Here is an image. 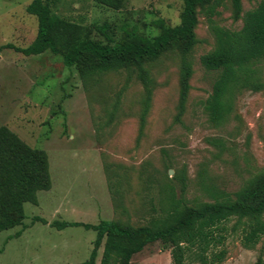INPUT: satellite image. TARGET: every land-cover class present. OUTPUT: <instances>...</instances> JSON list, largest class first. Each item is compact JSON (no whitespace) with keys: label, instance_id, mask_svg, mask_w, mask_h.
Here are the masks:
<instances>
[{"label":"rangeland","instance_id":"374dc122","mask_svg":"<svg viewBox=\"0 0 264 264\" xmlns=\"http://www.w3.org/2000/svg\"><path fill=\"white\" fill-rule=\"evenodd\" d=\"M32 0H0V128L48 157L50 188L25 202L23 224L0 231V264H77L86 261L96 231L83 226L58 229V221L97 224L104 219L134 227L160 225L172 202L196 206L214 200L207 187L235 197L264 173V59L255 63L258 90L238 85L226 120L216 125L206 109L218 71L201 57L217 47L216 29L238 31L231 0H219L210 16L200 8L198 42L190 60V88L182 109L178 51L149 62V88L126 69L83 78L78 65L50 50L25 55L38 33L27 12ZM52 10L108 43L96 26L107 24L116 40L133 30L154 37L155 21L175 26L183 0H126L114 9L96 0H47ZM261 0H242L243 14ZM9 45H13L10 47ZM0 158V163H1ZM246 225L227 222L221 264H264V236L244 245ZM18 232L21 234L18 235ZM223 232V231H222ZM104 245L96 264L101 263ZM189 264H199L190 257ZM133 264H173L163 241L147 245Z\"/></svg>","mask_w":264,"mask_h":264},{"label":"trees","instance_id":"16d2710c","mask_svg":"<svg viewBox=\"0 0 264 264\" xmlns=\"http://www.w3.org/2000/svg\"><path fill=\"white\" fill-rule=\"evenodd\" d=\"M96 1L114 9H120L126 2ZM231 1L234 17L243 16V27L238 31L216 29L217 47L201 57L207 69L218 71L213 94L206 104L210 120L216 125L226 120L235 87L260 88L253 65L264 59V0L244 15L242 0ZM219 4V0H183L180 23L168 26L164 20L155 21L160 33L154 37L133 30L127 38L116 41L109 33V25H97L96 30L109 41L103 43L92 39L87 29L85 32L77 23L55 13L47 0H32L27 12L38 19L37 36L29 46L15 48L28 56L47 50L62 54L65 65H78L86 80L110 71H134L144 80L149 101L151 89L146 64L169 50H176L182 57L180 105L183 109L192 74L190 56L198 42L199 9L207 8L211 16ZM0 158V231H3L23 224L24 203H36L38 191L50 188L51 177L46 152L21 143L6 127L0 128ZM207 190L213 193V201L196 206L172 202L171 211L160 225L125 226L108 219L97 224L55 220L53 225L58 229L83 226L96 231L89 258L77 264H96L102 245L100 264H133L134 255L156 241L172 248L173 264H189V257L199 264H221L226 249L219 247L227 239L226 225L232 218L246 225L243 241L247 248H254L264 236V173L249 181L235 197L210 187Z\"/></svg>","mask_w":264,"mask_h":264}]
</instances>
